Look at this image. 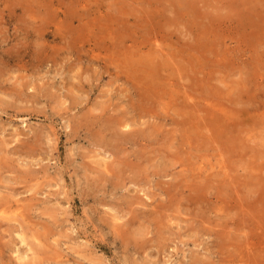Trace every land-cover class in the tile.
Segmentation results:
<instances>
[{
	"label": "rangeland",
	"instance_id": "rangeland-1",
	"mask_svg": "<svg viewBox=\"0 0 264 264\" xmlns=\"http://www.w3.org/2000/svg\"><path fill=\"white\" fill-rule=\"evenodd\" d=\"M169 2L0 0V264H264V0Z\"/></svg>",
	"mask_w": 264,
	"mask_h": 264
},
{
	"label": "bare ground",
	"instance_id": "bare-ground-1",
	"mask_svg": "<svg viewBox=\"0 0 264 264\" xmlns=\"http://www.w3.org/2000/svg\"><path fill=\"white\" fill-rule=\"evenodd\" d=\"M170 2H169V4L171 3V5H172V8L173 7H175V8H173V9H177L176 10V12L175 13H177V14H174V16L173 17H169L170 19H168V21H171V20H173L174 21V19L176 18V17H179V18H181V19H184V17L186 16V13L189 11V13L191 14L190 16V18H194V19H191V21H194V20H196L197 22H199V23H202V21L204 20V19H211V17H212V15L210 14V12H209V10H206L207 9V6L209 5L208 3H207V0H200V1H202V3L204 4V5H201L202 7H200V8H202V9H204L203 10V12H200V10L199 9H197L198 7H196L195 6V4H197L198 2H200L199 0H198V2L197 3H195V1H192V0H169ZM173 5H175V6H173ZM182 5L183 6H185V8H184V10L182 11L180 8H182ZM205 6V7H204ZM179 7V8H178ZM189 7V8H188ZM204 7V8H203ZM171 8V7H170ZM172 8H171V10H172ZM186 8H188L187 10H186ZM169 8H167V11H171ZM194 10H195V12H194ZM174 10H172V12H173ZM187 11V12H186ZM188 14V13H187ZM195 14V15H194ZM192 15H194L195 17H192ZM202 19V20H197V19ZM187 20V19H186ZM190 20V19H189ZM211 21L209 22V24L207 25L206 23H203V24H201L200 25V30H201V33L203 32V33H207L208 31H209V28H210V26H211ZM204 43V42H203ZM210 47V44H207V43H204L203 44V46H202V48L203 47ZM196 47H194V49H195ZM191 54H194L193 52H191ZM192 56V55H191ZM206 58V57H205ZM147 61V60H146ZM149 63H150V67L152 68V70H155L156 69V65L155 64H152L150 61H149ZM148 64V62H143L142 64H141V67H143L144 68V70L146 69L145 68V66ZM149 65V64H148ZM134 66V65H133ZM147 75V74H146ZM150 75V74H149ZM234 113H235V111H233V110H229L228 112H227V115H226V117H222V119L220 120V122H226L227 123V125H228V128H229V125L231 124V123H236V120L235 121H233L234 120V118H233V116H234ZM190 114H191V111H189V112H187V115L189 116V117H187L184 121H183V126H186L187 127V130L185 131L186 132V134H185V136L183 137L182 135V137L183 138H181V139H185V137H188L189 135H193V134H195V136L196 137H198L199 138V136H200V134H206L204 131H206L207 132V134L209 135L208 136V138H210V136L211 137H214V142H216V137H219V138H224V137H226L227 136V134L231 131V134L229 133V135L226 137V143H227V151L225 152V153H227L228 151H230L231 149H232V147H233V145L236 143V137H235V135H234V133H235V129H227V130H223L222 129V127L220 126V124L221 123H217L216 125H215V127H214V121H213V119H211V121H210V123H205L203 126H201V125H196V123H195V121H193V120H195V118L193 119V120H191V117H190ZM128 126V124L127 125H125V126H123V127H127ZM190 129V130H189ZM194 130V131H193ZM183 131H184V129H183ZM182 134V133H181ZM213 134V135H212ZM184 135V134H183ZM226 135V136H225ZM119 136H121L122 137V139H124V137L122 136V135H119ZM207 136V135H206ZM190 137V136H189ZM225 151V150H224ZM234 151H235V149H234ZM224 153V154H225ZM101 164H105V162H102ZM106 166V165H105ZM168 193H170V192H168ZM264 207H263V209H261L260 211H262L263 213H264ZM155 217H157V216H155ZM119 219V217H117V216H114V220H118ZM244 264V263H243Z\"/></svg>",
	"mask_w": 264,
	"mask_h": 264
}]
</instances>
